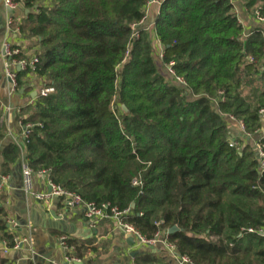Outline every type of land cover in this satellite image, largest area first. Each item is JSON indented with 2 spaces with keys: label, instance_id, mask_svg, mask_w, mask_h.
I'll use <instances>...</instances> for the list:
<instances>
[{
  "label": "trees",
  "instance_id": "16d2710c",
  "mask_svg": "<svg viewBox=\"0 0 264 264\" xmlns=\"http://www.w3.org/2000/svg\"><path fill=\"white\" fill-rule=\"evenodd\" d=\"M15 1L31 10L13 27L34 39L37 59L17 71V87L31 74L54 91L19 111L20 125L31 124L22 146L4 142L0 123L3 172L24 151L34 173L85 202L130 208L126 220L147 237L177 227L168 241L196 263L264 264V235L248 231L264 232V170L251 143L229 146L226 120L249 135L261 126L262 30L243 38L230 0H161L160 65L173 62L185 90L159 70L148 33L133 37L150 0ZM237 2L264 17V0ZM257 143L264 151V137ZM6 215L0 204V241L11 248ZM67 243L81 260L93 250ZM135 258L160 264L152 253Z\"/></svg>",
  "mask_w": 264,
  "mask_h": 264
},
{
  "label": "crops",
  "instance_id": "0c3cea01",
  "mask_svg": "<svg viewBox=\"0 0 264 264\" xmlns=\"http://www.w3.org/2000/svg\"><path fill=\"white\" fill-rule=\"evenodd\" d=\"M160 2L161 0H154L148 5L144 21L139 26V29L148 33L155 55L162 48L156 42L154 31ZM239 7V15L247 28L255 26L248 11L241 5ZM30 11L24 7L22 2L10 11L4 6L3 0H0V123L6 128L4 142H15L20 146H22V126L17 121V115L21 108L30 104V101L34 103L43 85L31 74H26L18 77L20 87L12 89L5 76L1 46L6 40L19 48L24 58L33 57L36 49L34 39L24 37L17 27H13L14 24L24 21ZM9 18L14 20L11 29L6 24ZM234 127H236L234 132L237 133V124ZM24 158L25 153L22 151L18 162ZM16 164L12 166L9 173L3 172V159L0 151V183L3 176L8 178L0 188V194L4 195L0 204L7 212L6 223L8 219H13L17 223L15 229H8L9 232L12 231L10 233L13 240L17 237H27L29 244L13 249L7 247L6 242L1 240L0 260H3V263L0 264H65L59 245L60 236H66L68 240L79 244L85 243L93 248L82 260L83 264H137L135 257L142 253L155 254L160 264H176L171 254L159 245L154 248L136 246L133 240L129 241V236L124 234L112 221L90 226L84 218L81 207L69 208L61 198L38 202L25 196L20 189L21 171L16 170ZM34 190H48L45 176H34Z\"/></svg>",
  "mask_w": 264,
  "mask_h": 264
},
{
  "label": "built area",
  "instance_id": "2783aa9c",
  "mask_svg": "<svg viewBox=\"0 0 264 264\" xmlns=\"http://www.w3.org/2000/svg\"><path fill=\"white\" fill-rule=\"evenodd\" d=\"M154 0H150L148 5L152 3ZM233 4V13L237 18V22L243 27V38H247L254 28H259L262 30L264 35V17L261 16L257 11L252 14V18L255 22V26L247 28L245 22L239 15V7L237 0H230ZM20 2H16L15 0H3L4 6L10 11L15 9ZM147 5V7H148ZM244 8V7H243ZM246 10V8H244ZM144 21V18L137 25H133L134 33L133 37L137 38V28ZM14 23V20L9 18L6 22L7 27L11 29V25ZM156 42L160 45L158 38L156 37ZM2 56L4 59V70L5 76L9 80L12 89L17 88V80H16V72L17 70L27 71L28 69H34L37 59L32 58H16L21 51L19 48L14 47L8 41H3L2 43ZM157 56L162 60L163 53L162 48L157 53ZM249 62H254L252 57H248ZM173 62H169L164 64L165 72L169 78H171L178 86L182 89L188 90V85L186 81L178 76L173 69ZM264 71V68H262ZM54 91L52 86L43 87L39 90L38 94L40 96H46ZM223 92H220L219 97H221ZM217 105V102L214 101ZM30 104H33V101H30ZM261 126L255 131L254 135H249L245 133L244 125L241 121H237L234 117L228 116L226 120L229 124L234 122L237 124L238 132H232L229 130V146L235 148L236 150H240L244 144L251 143L255 150L256 155L260 165V172L264 170V151L259 147L258 141L264 137V108L259 109L258 111ZM22 126V138L27 136L29 132V128L31 124L27 123ZM21 185L20 189L22 193L33 199L34 201L42 202V201H50L52 198H61L67 207H81L83 209V215L86 222L90 226H96L97 224L104 221H112L115 225L127 236L131 237L136 246L142 248H154L156 246L163 247L167 252L171 254L176 264H199L194 262L191 258L180 255L176 252L175 245L168 241L167 239V231H159L154 234L152 237H147L143 233H141L137 228H135L131 223L126 220V217L131 213L130 208H126L124 210L118 209L116 206L111 205L110 203H101L96 204L94 202H85L81 196L75 192L68 191L55 183H53L49 178L47 171L41 170L37 173H34L31 168L27 165L25 160H21ZM42 175L46 177L47 180V191H35L34 190V176ZM7 177L3 176L1 178L0 188L3 187L4 183L7 182ZM133 186H140L141 182L138 179H134L132 181ZM7 227L9 230H13L17 227V223L13 219L7 220ZM249 232H256L259 235H264L262 230L254 231L252 229H248ZM12 232V231H10ZM66 236L59 237V245L63 252V259L65 264H77L82 260L74 255V246L67 243ZM24 244H29V239L27 237H17L14 239V245L11 247L13 249H19Z\"/></svg>",
  "mask_w": 264,
  "mask_h": 264
},
{
  "label": "water",
  "instance_id": "95a60500",
  "mask_svg": "<svg viewBox=\"0 0 264 264\" xmlns=\"http://www.w3.org/2000/svg\"><path fill=\"white\" fill-rule=\"evenodd\" d=\"M32 96H34V94L32 95ZM123 109L125 110V108L123 107ZM21 160L16 164V170L18 171V172H20L21 171ZM178 229H177V227H175V226H173V227H171V228H169L168 230H167V233L168 234H172V233H174V232H176ZM129 241H131L132 242V239H131V237H129ZM77 264H83V262L81 261V262H79V263H77Z\"/></svg>",
  "mask_w": 264,
  "mask_h": 264
},
{
  "label": "rangeland",
  "instance_id": "374dc122",
  "mask_svg": "<svg viewBox=\"0 0 264 264\" xmlns=\"http://www.w3.org/2000/svg\"><path fill=\"white\" fill-rule=\"evenodd\" d=\"M238 7H239V4L237 5ZM240 8V7H239ZM155 57V62L158 64V65H160V58L157 56V53H156V55L154 56ZM158 68H159V70L163 73L165 70H164V67L163 66H161L160 65V67L158 66ZM234 125H235V123L234 122H232V124H229V130L230 131H232V132H234L235 131V128L236 127H234Z\"/></svg>",
  "mask_w": 264,
  "mask_h": 264
}]
</instances>
